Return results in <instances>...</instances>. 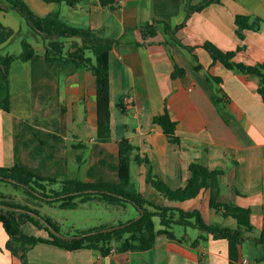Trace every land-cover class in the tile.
Returning a JSON list of instances; mask_svg holds the SVG:
<instances>
[{
	"label": "crops",
	"instance_id": "0c3cea01",
	"mask_svg": "<svg viewBox=\"0 0 264 264\" xmlns=\"http://www.w3.org/2000/svg\"><path fill=\"white\" fill-rule=\"evenodd\" d=\"M26 1L41 16L52 11L63 14L62 4ZM116 1L112 10L103 7L100 0H80L74 7L67 5L64 16L73 26L89 27L117 40L110 55V141L98 139L94 75L86 69L56 75L43 58L44 46H39L35 47L38 57L16 59L11 65V110L0 111V167L20 165L41 176L77 178L87 183L117 182L119 143L127 138L174 189L185 186L193 161L222 169L220 202L251 208L252 236H258L264 227L261 77L214 64L203 45L210 42L225 52L236 51V62L250 66L263 63L264 23L259 31L248 30L240 39L236 17L264 21V0L212 4L189 17L175 44L166 42L162 29L156 37L144 40L138 28L155 21L171 27L183 24L187 0ZM13 14L1 12L0 22L18 33L21 22ZM187 48L195 50L192 53ZM175 62L186 69V74L174 79ZM199 64L203 67L200 71L196 70ZM165 111L177 123L179 144L171 143L155 123V117ZM146 170L145 165L132 166V180L152 202L185 210L197 208L209 222L233 225L234 219H225L210 208L207 192L185 202L166 200L146 183ZM24 228L27 234L48 237L31 223ZM184 237L183 243L179 242ZM176 238L160 235L149 251L113 252L108 256L97 250L69 251L39 243L28 252L27 259L29 264H263L255 262L259 246L253 240L249 241L257 246L247 247L251 256L244 251L245 244L239 247L232 241L209 239L193 249L185 244L190 239L188 234H176ZM8 239L0 223V264H23L6 248Z\"/></svg>",
	"mask_w": 264,
	"mask_h": 264
},
{
	"label": "trees",
	"instance_id": "16d2710c",
	"mask_svg": "<svg viewBox=\"0 0 264 264\" xmlns=\"http://www.w3.org/2000/svg\"><path fill=\"white\" fill-rule=\"evenodd\" d=\"M47 4H66L76 6L80 0H43ZM187 0L186 19L183 24L171 27L166 22H148L138 29L142 38L156 37L160 29L166 36V42L179 43L176 36L178 31L185 26L189 17L201 12L212 4H219L222 0ZM116 0H100L103 7L112 10L116 8ZM1 12H15L24 19L29 28L41 38L44 44L43 58L50 63L56 75H70L78 70L90 71L96 80L97 109H98V139L108 142L111 139V81H110V55L117 40L104 37L100 32L89 27H77L70 25L60 11H52L47 16L39 15L26 0H0ZM264 21L259 17L239 15L236 17L237 35L243 39L248 30L259 31ZM21 30L18 31L20 33ZM17 33L14 29L6 27L0 22V111L10 112V69L16 59L29 61L38 57V52L32 43L23 39L22 52L19 55L3 54L2 46L12 39ZM165 42V43H166ZM203 48L208 51L213 63H221L227 69L236 73L256 74L261 77L259 93L264 99V62L250 66L234 60L236 51H223L210 42H206ZM193 53L195 48H187ZM195 60L198 58L194 56ZM203 67L199 64L196 70ZM186 69L176 62L172 77H183ZM211 79V77H210ZM218 81L217 78H213ZM118 107L125 112L122 103ZM155 123L161 127L171 143H180L176 134L177 123L172 119L169 111L155 117ZM132 163L145 165L146 183L160 196L172 202H185L199 197L207 192L209 206L216 213H220L225 219L236 221V227L223 226L209 222L200 209L185 210L181 207L165 206L152 202L142 193L132 180ZM190 177L184 187L174 189L161 179L154 171L149 158L142 157L140 148L123 138L119 143V168L117 182H92L87 183L80 179H60L55 176L45 177L33 171L16 165L11 168L0 167V181L8 183L14 189L22 191L26 195L27 203L15 202L12 198L0 191V204L12 208H20L26 212L11 210L0 206V223H2L9 239L6 248L18 257L23 264H29L28 252L39 243L52 244L69 251L80 249L97 250L103 256L113 252H145L153 249L157 237L165 235L174 240L175 226L199 229L201 234L195 239L193 248H197L202 241L228 240L235 242L237 246H243L247 241L253 240L259 246V253L255 262L264 264V227L258 236H252L254 226L252 224L251 208L232 206L220 202L222 192V169H210L198 161L189 165ZM12 180V181H11ZM14 181V182H13ZM60 184L59 189L54 188ZM93 201L104 202L114 207H126L131 203L137 213L143 216L139 219H130L129 222H119L116 225H102L77 232L71 238H61L59 224L49 217L40 215L43 204L54 205L61 209H77L81 204ZM35 213L41 219L31 215ZM155 218L159 219L160 228H157ZM31 223L37 229L43 230L48 237L27 234L24 226ZM117 227L112 231H104ZM70 236V235H67ZM81 236V237H80ZM182 238L179 242L183 243Z\"/></svg>",
	"mask_w": 264,
	"mask_h": 264
},
{
	"label": "rangeland",
	"instance_id": "374dc122",
	"mask_svg": "<svg viewBox=\"0 0 264 264\" xmlns=\"http://www.w3.org/2000/svg\"><path fill=\"white\" fill-rule=\"evenodd\" d=\"M66 6V4H62V17L65 20L67 19L64 17L65 8H67ZM13 15L20 20L22 30L12 38L11 43L5 46V48H2V53L19 55L22 52L21 42L23 39H27V41L32 43L33 46L37 47L38 49L39 46L43 47L44 44L41 38L29 28L26 21L15 12ZM68 23L72 25L71 22ZM132 166L135 168L136 164H133ZM53 187L59 189L61 185L56 184ZM0 191H3L5 194L9 195L15 202L27 203L26 195L22 191L14 189L13 186L8 183L0 181ZM40 215L49 217L53 222L59 224V229L61 230L60 234L64 236L70 235V237L75 235L77 232L86 231L93 227L102 225H116L119 222H129L130 219L133 220L140 216L131 203H128L126 207H114L107 205L104 202L98 201L81 204L77 209H61L57 206V204H43V206L40 208ZM154 221L156 222L157 228H160L161 226L159 225V219L155 218ZM232 222L233 225L230 226L236 227V221L233 220ZM174 232L178 237L188 234L190 239L187 240L185 244L190 248H193L192 245L194 244L195 239H197V237L201 234L199 229L192 227L185 228L182 226H175ZM202 243H204V241H202L200 245ZM248 246L256 247L257 245L252 241L245 243L244 251L246 254L252 256L253 254L250 253V251L248 252ZM258 248H256L255 252L253 253H256Z\"/></svg>",
	"mask_w": 264,
	"mask_h": 264
},
{
	"label": "water",
	"instance_id": "95a60500",
	"mask_svg": "<svg viewBox=\"0 0 264 264\" xmlns=\"http://www.w3.org/2000/svg\"><path fill=\"white\" fill-rule=\"evenodd\" d=\"M12 181V180H11ZM14 182V181H13ZM0 206L1 207H3V208H7V209H11V210H16V211H22V212H26V210H24V209H20V208H18V209H16V208H12V207H9V206H6V205H2V204H0ZM31 215H33V216H35V217H37V218H39V219H41V217L39 216V215H37V214H35V213H30ZM143 216V213L140 215V216H138L137 218H136V220H139L141 217ZM42 220V219H41ZM43 221V220H42ZM44 222V221H43ZM117 227H114V228H109V229H106V230H104V231H112V230H115ZM59 236L61 237V238H71L70 236H64V235H62V234H60L59 233ZM81 237V236H80Z\"/></svg>",
	"mask_w": 264,
	"mask_h": 264
},
{
	"label": "built area",
	"instance_id": "2783aa9c",
	"mask_svg": "<svg viewBox=\"0 0 264 264\" xmlns=\"http://www.w3.org/2000/svg\"><path fill=\"white\" fill-rule=\"evenodd\" d=\"M245 264H247V262L245 261Z\"/></svg>",
	"mask_w": 264,
	"mask_h": 264
}]
</instances>
